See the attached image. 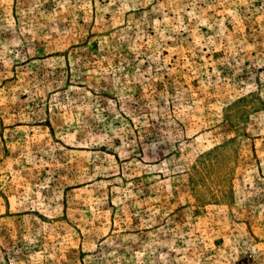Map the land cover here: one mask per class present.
<instances>
[{
	"label": "rangeland",
	"instance_id": "obj_1",
	"mask_svg": "<svg viewBox=\"0 0 264 264\" xmlns=\"http://www.w3.org/2000/svg\"><path fill=\"white\" fill-rule=\"evenodd\" d=\"M0 264H264V0H0Z\"/></svg>",
	"mask_w": 264,
	"mask_h": 264
}]
</instances>
